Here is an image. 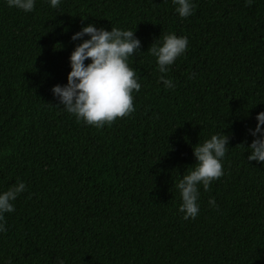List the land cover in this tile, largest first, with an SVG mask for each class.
Here are the masks:
<instances>
[{
    "label": "trees",
    "instance_id": "trees-1",
    "mask_svg": "<svg viewBox=\"0 0 264 264\" xmlns=\"http://www.w3.org/2000/svg\"><path fill=\"white\" fill-rule=\"evenodd\" d=\"M192 2L180 18L173 0H35L28 13L0 0V190L25 183L4 214L0 264H264V162L246 149L264 111V0ZM89 23L140 40L134 111L101 127L50 91ZM168 33L188 45L160 73L147 50ZM217 132L223 175L184 219L175 184Z\"/></svg>",
    "mask_w": 264,
    "mask_h": 264
},
{
    "label": "clouds",
    "instance_id": "clouds-1",
    "mask_svg": "<svg viewBox=\"0 0 264 264\" xmlns=\"http://www.w3.org/2000/svg\"><path fill=\"white\" fill-rule=\"evenodd\" d=\"M6 3L25 13L35 7V0H6ZM59 3L60 0H48L52 9L58 8ZM173 4L180 18L190 16L195 7L192 0H173ZM70 39L76 43L68 57L67 82L50 89L52 96L63 106L62 110L77 121L96 127L133 112L132 93L141 87L136 69L128 64L129 57L134 52L139 53L140 48V40L134 31L115 26L106 30L89 23L73 33ZM187 45L186 36L168 33L156 39L147 51L155 57L158 71L167 73L169 66L186 51ZM159 79L165 87L175 86L170 78L161 75ZM255 121V126L248 129L253 139L246 148L247 160L261 163L264 162V111L256 114ZM227 144L228 136L217 132L192 147L195 163L175 184L180 196L178 211L184 219H194L199 212V187L207 191L210 183L223 175L222 160ZM23 191L25 183L22 180L0 190V232L7 231L4 214L14 211L13 201ZM208 203L216 207L214 198L210 197ZM59 264L64 261L59 259Z\"/></svg>",
    "mask_w": 264,
    "mask_h": 264
}]
</instances>
